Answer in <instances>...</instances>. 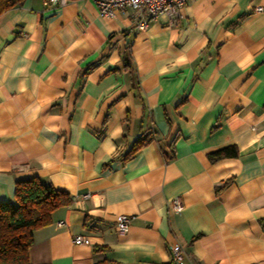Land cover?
Here are the masks:
<instances>
[{
    "label": "crops",
    "instance_id": "crops-1",
    "mask_svg": "<svg viewBox=\"0 0 264 264\" xmlns=\"http://www.w3.org/2000/svg\"><path fill=\"white\" fill-rule=\"evenodd\" d=\"M31 176L72 197L32 264H173L174 243L183 264H264V0H187L139 32L91 0L0 14V201Z\"/></svg>",
    "mask_w": 264,
    "mask_h": 264
},
{
    "label": "trees",
    "instance_id": "trees-1",
    "mask_svg": "<svg viewBox=\"0 0 264 264\" xmlns=\"http://www.w3.org/2000/svg\"><path fill=\"white\" fill-rule=\"evenodd\" d=\"M23 1L0 0V14ZM184 101V98L180 99L177 106ZM153 138L152 133H140L122 155V160L131 158ZM175 139L170 142L172 149ZM237 153L235 145H228L209 153L208 158L214 162L221 158L236 157ZM71 202L69 193L55 189L36 176L16 180L13 200L0 201V264H32L29 249L33 244V231L50 225L52 213Z\"/></svg>",
    "mask_w": 264,
    "mask_h": 264
},
{
    "label": "built area",
    "instance_id": "built-area-1",
    "mask_svg": "<svg viewBox=\"0 0 264 264\" xmlns=\"http://www.w3.org/2000/svg\"><path fill=\"white\" fill-rule=\"evenodd\" d=\"M68 0H44L51 7L64 5ZM97 8L98 14L104 18H113L116 11L129 12L134 29L144 31L148 24L159 15L167 17L169 25H174L178 19L180 9L187 0H91ZM257 11L263 8L257 7ZM183 207L182 200L178 197L170 202V208L176 212ZM132 216L119 214L116 216L115 229L119 234L126 233L129 229ZM74 244H89V239L83 235H76L72 239ZM171 261L173 264H183V249L180 244L169 246Z\"/></svg>",
    "mask_w": 264,
    "mask_h": 264
}]
</instances>
